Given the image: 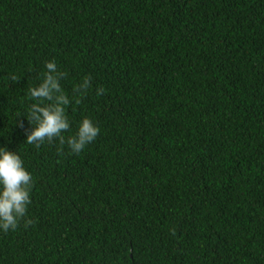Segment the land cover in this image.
<instances>
[{"label":"trees","instance_id":"1","mask_svg":"<svg viewBox=\"0 0 264 264\" xmlns=\"http://www.w3.org/2000/svg\"><path fill=\"white\" fill-rule=\"evenodd\" d=\"M52 60L79 154L26 142ZM0 147L33 178L0 264H264V0H0Z\"/></svg>","mask_w":264,"mask_h":264},{"label":"clouds","instance_id":"2","mask_svg":"<svg viewBox=\"0 0 264 264\" xmlns=\"http://www.w3.org/2000/svg\"><path fill=\"white\" fill-rule=\"evenodd\" d=\"M45 67L47 71L42 74L41 82L28 89L30 98L36 102L30 105L26 115L28 123L32 125L31 131H26V142L40 148L45 142L53 143L58 139L61 145L66 143L72 153L79 154L95 140L99 128L85 117L75 135L65 139L63 133L70 129L66 108L73 100L79 104L87 96L92 87L91 77L85 76L74 85L70 100L60 84L67 73L58 70L54 60L46 62ZM104 92L103 88L97 89V95ZM19 126L23 127L22 121ZM32 185V175L25 168L20 155L0 147V230L5 233L14 231L19 221L27 216ZM31 223L30 219L25 220L26 225Z\"/></svg>","mask_w":264,"mask_h":264}]
</instances>
